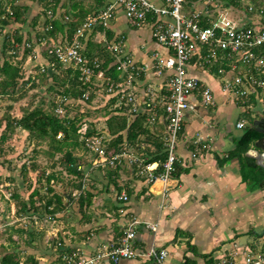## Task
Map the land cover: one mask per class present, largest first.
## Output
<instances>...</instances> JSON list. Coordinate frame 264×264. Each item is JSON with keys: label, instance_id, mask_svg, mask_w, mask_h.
<instances>
[{"label": "crops", "instance_id": "1", "mask_svg": "<svg viewBox=\"0 0 264 264\" xmlns=\"http://www.w3.org/2000/svg\"><path fill=\"white\" fill-rule=\"evenodd\" d=\"M154 2L160 3L158 0ZM109 5L116 7L115 19L105 34L99 28L88 34L84 41L83 53L111 57L113 61V55L107 46L119 43L135 65L143 68L138 83H135L139 102L143 104L147 87L156 95L159 90L164 89L167 73L164 71L159 74L156 71L154 55L156 53L166 55L168 50L152 36V17L144 24L134 25L126 18L116 0H13V6L20 8L24 20L23 22L16 20L3 28L0 27V45L3 48L2 36L10 33L12 27L14 31L20 30L24 35L31 33L32 42L36 44L37 35L46 32L48 10L54 12L57 21L65 23V17L71 16L78 24ZM63 37V33L59 32L53 40L63 41ZM38 45L36 44L35 49L42 48V45ZM45 54L41 53V60L46 58ZM194 73L211 88L215 104H204L199 94L192 97L196 106L188 112L177 147L176 172L164 201L159 189L151 187L145 174L138 172L137 164L131 165L127 159H122L114 168L94 166L95 155L85 149L92 157L87 159L85 152L78 150L79 147L76 151L72 149V152L81 160L79 166L83 172L81 177L69 173L63 164L62 168L68 176L66 181L59 179V173H51L56 178L52 180L54 190L44 199L48 197L55 199V194L63 197L61 204L53 203L52 207L56 210L53 217L49 218L48 215L40 218L33 212L24 215L20 214V211L15 213L17 220L21 222L19 231L24 233L23 238H27L28 234L33 236V232L38 239L42 233L44 236L56 233V237H51L50 242L60 238L68 246L78 248L86 256H91L99 249L117 243L131 223L137 221L138 224L134 227L135 247L145 250L154 245L158 249H168L169 255L164 264H210V257L217 260L222 254L223 247H228V243L234 241L241 245H261L257 243L256 237L264 234V184L253 188L249 172L245 170L246 175H243L241 161L239 157H233L232 153L237 149L244 133L250 127L254 128L255 121L264 118V107L247 108L236 104L222 91L220 77L208 67H199ZM35 78L27 83L34 85ZM98 91L101 92L99 89ZM103 91L104 99L100 105H96V108H100L102 117L86 116L87 120H84L87 130L93 128L96 133L109 135L111 144L115 136L110 133L108 119L112 116H116L118 120L124 118L129 125L135 115L130 116L127 108L125 110L120 105L121 95L116 97L107 95L105 89ZM140 112L145 113L142 110ZM19 113L15 117L22 116V110H19ZM158 114H164L161 107ZM4 121L6 127L7 121L5 119ZM238 121H244L245 126L238 128ZM145 127L148 129L147 133L140 135L133 144L128 142L124 131L122 143H127L129 152L142 154L145 163L157 167L155 171L158 172L161 170V162L148 160L156 152L158 143H163L165 147L166 124L162 117L155 123H149L146 115ZM22 131L27 139L28 131ZM198 137L206 139L209 147L198 157L193 158L191 153L195 151V146L191 140ZM38 186H42V183ZM38 186L35 187L39 188ZM39 191L41 193L40 188ZM90 192L93 194L92 198L87 194ZM123 193L128 196V200L120 199ZM30 194L24 200L29 199ZM43 194L34 196L36 206L40 205ZM22 200H16V210H19V203ZM145 223H157V231L147 229ZM189 245L194 249L191 250ZM29 248L33 250L27 253L34 254L38 264L54 262L52 244L45 246V243L44 245L39 242L34 245L29 243ZM11 252L13 251L0 253V262L6 253ZM45 253H49L50 259L44 263L42 256ZM206 254L209 256H202ZM103 264L155 263L135 258L122 259L117 263L105 261Z\"/></svg>", "mask_w": 264, "mask_h": 264}, {"label": "built area", "instance_id": "2", "mask_svg": "<svg viewBox=\"0 0 264 264\" xmlns=\"http://www.w3.org/2000/svg\"><path fill=\"white\" fill-rule=\"evenodd\" d=\"M158 1L159 4L154 0H116L126 18L134 25L144 24L152 17V36L168 50L166 55H154L156 71L159 74L164 71L167 73L164 89L159 90L156 95L147 87L143 104H140L135 89V83H138L143 68L135 65L119 43L107 46L113 55L109 66L115 65L120 72L119 80L116 81L106 76L98 58L91 59L83 53L84 41L88 34L97 28L105 34L110 28L116 17L114 5L87 17L69 41L41 40L40 44L44 48L34 49L33 57L38 58L41 52H45L62 64L79 70L83 83L93 84L94 79L101 80L105 84L107 95H121L120 105L127 107L130 116L142 110L146 113L149 123L163 118L166 124V158L161 162L162 168L158 172L155 171L157 167L145 163L142 154L129 152L127 143H123L119 148H110L109 135L95 133L88 136L85 121L78 132L95 155L94 166L114 168L122 159H127L131 165L137 164L138 172L145 174L151 187L159 189L164 201L176 172L177 147L188 112L196 106L192 97L199 94L204 104H215L211 88L194 73L196 69L217 66V75L223 78L222 91L229 98L242 107L251 104L254 108L264 107V0H236L240 5L237 7H224L222 4L204 0L189 10L185 8V0ZM12 3L13 0H0V19H5L7 14H13ZM208 5H211L210 8ZM47 13L49 22L46 29H49L52 27L54 13L52 10ZM203 21H206V26L202 24ZM26 45L30 47L29 43ZM45 68L46 66L42 65L41 71H45ZM91 87L92 85L84 92L83 100H88ZM69 103L71 99L68 96H59L54 112L65 115ZM160 107L164 111L163 115L158 114ZM244 126V121L237 122L238 128ZM61 136L62 133H59L58 137ZM191 142L195 146V151L191 153L193 158L209 147L207 140L202 137L192 139ZM120 199L126 201L128 196L123 193ZM137 224V221L132 222L117 243L99 249L91 256H86L80 249L72 248L57 238L52 245L55 257L52 264H103L105 261L117 263L122 259L135 258L164 264L169 255L168 249H158L154 245L145 250L135 247L134 227ZM145 227L155 232L158 225L145 223ZM215 264H264V241L259 246L230 242L228 247H223L222 254Z\"/></svg>", "mask_w": 264, "mask_h": 264}, {"label": "trees", "instance_id": "3", "mask_svg": "<svg viewBox=\"0 0 264 264\" xmlns=\"http://www.w3.org/2000/svg\"><path fill=\"white\" fill-rule=\"evenodd\" d=\"M185 8L189 10V8H192L195 4L203 3L204 0H185ZM212 3H219L222 4L224 7H228L230 5L234 6H240L236 0H210ZM48 4V3H47ZM209 8L211 5H208ZM13 14L9 15L7 14L5 19H0V27L3 28L5 25H7L10 22L13 21H20L23 22L22 13L20 11V8L18 6H13ZM54 13V12H53ZM68 19L65 17V23L61 21H57L54 17L52 19L51 25L52 27L49 29H46V32L42 35H37V43L40 45V41L47 39V40H53L56 39L55 37L58 35L59 32L63 33L64 37L62 38L63 41H69L72 36L75 34L78 26H80L82 23L76 24V20H73V17L67 16ZM49 22V20H47ZM46 21V26L48 25V22ZM202 24L204 26L207 25L206 21H203ZM68 27H65V26ZM65 28L67 30L65 31ZM33 37L31 33L23 34L20 32V30H16L13 33H8L4 37L3 41V48H2V54L5 55V59L0 66V72L4 75L2 81L0 82V93L1 94H8L10 92L9 87L17 82V80L21 77V69L19 65H15L11 58H9L8 54H10V51L16 50V45H26L27 43L30 44V47H25V52L28 54L29 52L33 51L36 48V44L32 42ZM38 45V46H39ZM84 52V51H83ZM25 53V54H26ZM85 54V53H84ZM12 56V54H10ZM48 57V63L45 64L46 68L45 71H39V74L41 76H44L49 72L52 76V84L49 87V92L54 91L57 93H61L64 96L72 97V98H83L84 92L89 88L90 85H92L91 82L89 83H83L82 80H80V72L77 69L72 68L71 66H66L59 62L58 59L49 56L48 54H45ZM91 59L98 58L101 61V68L104 69L105 74L107 77H110L113 81L119 80V71L117 70L115 65L109 66L112 62L111 57L105 58L100 57L98 55H92L89 53L88 55L85 54ZM211 71L215 74H217V66L210 67ZM34 80L33 76L28 78V81ZM59 87H62V89H59ZM90 99V95L89 98ZM90 102V101H89ZM52 106H56V104H53ZM123 106L126 110L127 107ZM68 107L66 106V113L65 115H58L55 112L47 111L43 109V107H34L31 110H27L23 112L22 116L15 117V116H8L5 118L7 121L6 129H10L11 133H13V130L15 128H21L23 130L28 131L27 139L30 141L33 139H49V142L51 146L53 147L54 152H64V160L63 165L65 169L76 176L81 177L83 175V172L81 169H79V166H81V160L78 156H75L72 152V149L84 147L88 151L90 149L86 146L85 140L80 139V134L78 132L82 122L85 120L81 119V117L75 116L70 117L68 116ZM135 118L133 121L127 125L126 120L124 118L122 120H118L116 116H112L108 119V128L110 130V133L115 136L114 140L111 142L110 148H119L123 143L124 139V133L126 132V138L129 143L133 144L135 143L140 135L146 134L148 129L145 127L146 123V114L139 112L135 113ZM1 126V122H0ZM125 131V132H124ZM11 133H0V143H4L8 140L9 136H11ZM59 133H62L61 137H58ZM96 130L93 128H90L87 130V135L95 134ZM263 134L255 130L253 127H250L243 135V137L240 140V143L237 147V149L232 153V156L239 157L241 164H242V170L243 175H246L247 170L249 172V176H251L252 182H253V188L255 186H258L262 181H264V169L261 168L259 165L256 164L255 160L246 156V152L248 151L250 144L255 141L256 139L260 138ZM91 152V151H90ZM94 155V154H93ZM166 158V151L165 147L163 146V143L157 144V150L152 155V157L148 160V162H154L159 160L160 162H163ZM23 170H26L25 163L22 165ZM162 167H160L161 169ZM7 179L13 180L12 177H8ZM56 180L55 176L53 174H49L46 176V185L45 188L47 192L43 195H41V203L40 205H35L36 200H34L35 195L40 196L39 188H35L32 193L29 196V199L22 200L21 203H19V210L20 214H28V213H37L39 217L42 216L47 217H53L54 213L56 212L55 208L52 207L53 203L57 202V204L62 203V195L55 194L54 198L48 197L44 199V197L48 196L50 192L54 190V187H52V180ZM1 180V177H0ZM88 192V191H87ZM90 198H92V193H87ZM53 208V209H52ZM59 240H62L59 238ZM63 241V240H62ZM56 242V239L54 240V243ZM191 250L194 249L192 245H189ZM28 260H30L33 264H38L36 257L34 254H28ZM204 257H208L209 255H202ZM210 264H214L216 260H213L212 257L209 258ZM0 264H20V261L18 260V255L14 252L6 253L2 258ZM52 264V263H51Z\"/></svg>", "mask_w": 264, "mask_h": 264}, {"label": "rangeland", "instance_id": "4", "mask_svg": "<svg viewBox=\"0 0 264 264\" xmlns=\"http://www.w3.org/2000/svg\"><path fill=\"white\" fill-rule=\"evenodd\" d=\"M13 29L14 27L11 28L10 33H13ZM6 31H8V28ZM4 37L5 36H2V38ZM16 46V50L10 51L12 56L10 54H8V56L9 58L12 57L11 60L15 65L20 66L21 77L17 82L11 85L12 87H9L10 92L8 94L3 95L0 93V122L2 123L0 126V133H11V130L5 127L4 119L6 117L17 115L19 110L25 112L34 107H43V109L47 111L54 112L55 106L52 105L56 104L59 96L63 95L55 92L56 89L49 92V87L52 84L51 73L48 74L49 71L43 77L38 73L41 71L42 65L48 63V57L46 56L44 60H41L40 55L42 52L37 58L33 57L34 50L27 54L24 51V46ZM41 47L44 48V46ZM1 48L2 45H0V66L4 58H6L5 55L2 56ZM102 51L101 49V52ZM30 76H33V78L36 77L34 85L27 83L29 82L28 78ZM218 76L222 82L223 78L220 75ZM3 77L4 75L0 72V82ZM93 81L90 89V99L83 100L70 97L71 103L68 105L67 109L68 116H78L83 120H87L86 116L91 118L101 116V112H99L100 108H96V105H100L104 99L103 90L105 89V84L99 79ZM59 89H62V87H59ZM98 89L101 92H99ZM260 105L261 103H259V106ZM247 108H253L252 104L248 105ZM22 130L21 128H15L11 137L9 136L8 141L0 143V253L4 251H13L18 255L20 264H32V262L28 260V253L33 250L29 248V243L34 245L39 242L42 245L45 243V246L50 244L53 245L54 241L50 242V240L51 237H56V233H53L52 236H44L42 233L40 239H38L35 232H33V236L27 233V238H23L24 233L19 231L21 222L17 220L15 216L17 211L16 200L25 199V197L32 193L34 187L36 185L38 186V184L41 185V183L42 186L38 187L41 189V193L45 194L47 192L45 188L46 176L50 173H59V179L61 181H66L68 176L62 168L64 152H54L48 138L39 140L33 139L31 141L25 139V133ZM78 150L85 152V157H87V159H92L91 154L88 153L84 147H80ZM74 151H76V148ZM24 163L26 165L25 171L22 167ZM8 177H12L13 180L7 179ZM40 178L42 179L41 183ZM12 202L16 204L14 205ZM45 227L49 228V226ZM248 238H250V236ZM256 238H258L256 240L258 244L263 243V235H259ZM48 254L49 253H45L42 256L44 263L50 259Z\"/></svg>", "mask_w": 264, "mask_h": 264}, {"label": "water", "instance_id": "5", "mask_svg": "<svg viewBox=\"0 0 264 264\" xmlns=\"http://www.w3.org/2000/svg\"><path fill=\"white\" fill-rule=\"evenodd\" d=\"M254 129L263 135L250 144L246 156L254 159L256 164L264 169V118L255 121ZM260 184H264V182Z\"/></svg>", "mask_w": 264, "mask_h": 264}, {"label": "flooded vegetation", "instance_id": "6", "mask_svg": "<svg viewBox=\"0 0 264 264\" xmlns=\"http://www.w3.org/2000/svg\"><path fill=\"white\" fill-rule=\"evenodd\" d=\"M264 181H262V183H263Z\"/></svg>", "mask_w": 264, "mask_h": 264}]
</instances>
